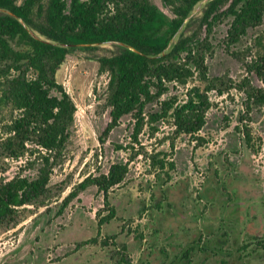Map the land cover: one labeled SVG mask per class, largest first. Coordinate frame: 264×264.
<instances>
[{
	"label": "rangeland",
	"instance_id": "rangeland-1",
	"mask_svg": "<svg viewBox=\"0 0 264 264\" xmlns=\"http://www.w3.org/2000/svg\"><path fill=\"white\" fill-rule=\"evenodd\" d=\"M149 1L168 17L173 16L161 0ZM208 1L195 6L188 20L192 23L186 22L180 32L190 34L197 29ZM229 22L224 19L214 27L205 62L210 77L227 75L238 83L246 72L233 53H246L254 38L264 33V22L249 29L239 43L228 46ZM204 29L201 37L205 36ZM116 52L113 44L74 47L56 72V81L76 106L74 126L50 176L46 206H25L18 211L17 225L0 228V264H114L115 251L123 244L128 248L125 254L130 264H167L176 249H185L199 237L200 243L205 238L209 242L201 250L195 249L194 261L200 264L203 258H211L237 264L236 254L244 252L241 246L264 238V107L254 108L241 124L243 95L235 90L221 96L210 92L212 107L198 134L205 140L201 147L189 137L179 136L170 152V122L157 123L153 137L145 127L140 144H131L130 116L101 143L99 138L109 122L105 106L108 75L98 74L97 60ZM250 80L252 85L262 86L255 76ZM192 85L198 82L190 81L187 87ZM184 92V88L170 85L163 98L177 95L183 99ZM156 109L154 105L146 110ZM244 126L250 130V144L243 137ZM129 147L147 154L171 153L166 158L175 164L174 170L168 171L170 178L164 174L166 170H153L145 154L129 161L133 155ZM120 163L128 164L127 177L110 192L118 214L111 231L118 238L116 245L109 242L102 247L103 236L95 235V215L103 208V199L95 187L80 193L61 214L57 212L64 197L85 177L106 174L112 164ZM15 175L33 178L35 171L25 167L24 159L0 162L1 178L9 180ZM235 198L240 204L233 205L236 212L230 213L225 202ZM93 237H98L99 243L77 247ZM253 248L261 260L264 252L255 245L248 251Z\"/></svg>",
	"mask_w": 264,
	"mask_h": 264
},
{
	"label": "trees",
	"instance_id": "trees-1",
	"mask_svg": "<svg viewBox=\"0 0 264 264\" xmlns=\"http://www.w3.org/2000/svg\"><path fill=\"white\" fill-rule=\"evenodd\" d=\"M161 1L172 17L149 0H0V162L24 159L25 167L35 171L33 178L0 177V228L17 225L18 211L25 206H46L50 176L68 144L76 113L73 100L55 75L74 47L113 44L117 48L113 55L97 60L98 74L108 75L105 106L109 122L99 138L101 143L130 116L131 144H140L145 127L153 137L157 123L170 122V152L179 136L201 147L205 140L198 134L212 107L210 92L221 96L235 90L243 95L241 124L254 108L264 107V33L254 38L246 53H233L246 72L238 83L227 75L210 77L205 62L214 27L229 19L226 42L236 45L249 29L263 24L264 0H209L197 29L190 34L180 30L203 0ZM203 27L205 36L201 37ZM251 76L262 86L252 85ZM190 81L198 85L187 87ZM170 85L184 88V98H163ZM154 105L157 109L147 112ZM242 134L250 144L247 126ZM129 148L133 150L129 161L145 154L153 170H166L170 178L168 171L175 164L166 158L171 153L147 154ZM127 174L128 164L120 163L112 164L106 174L88 175L64 197L57 213L95 187L103 199V208L95 215V235L103 236L102 247L109 242L116 245L118 236L111 230L118 214L110 192L125 182ZM98 237L83 240L77 247L97 244ZM250 247L246 244L240 249ZM258 247L264 249V238ZM127 249L124 244L116 249L114 264H130Z\"/></svg>",
	"mask_w": 264,
	"mask_h": 264
},
{
	"label": "flooded vegetation",
	"instance_id": "flooded-vegetation-1",
	"mask_svg": "<svg viewBox=\"0 0 264 264\" xmlns=\"http://www.w3.org/2000/svg\"><path fill=\"white\" fill-rule=\"evenodd\" d=\"M232 200L233 199H231V200L227 199L225 202L226 206L229 208L228 211L230 213L236 212V207H233V205L237 206L238 204H240V202L237 201L236 198L234 199L233 202H232ZM222 213H224V211ZM175 214H177V213H175ZM226 216H228V214ZM219 241H222L224 243L223 240H219ZM219 241H217V242L222 243ZM208 242H209V240H207L206 238L203 239L201 241V243H200V237L198 239H192L190 241V244H188V246L185 249H178V250L176 249L177 252L175 253L174 257H171V256L169 257L170 262L167 264H199L196 261H194L195 256L193 255L194 254L193 252L195 251V249H201L202 245L206 246L208 244ZM252 245L258 246V242L257 243L254 242ZM252 245H250V246H252ZM192 248H194V249H192ZM249 255H250V259H248V262H253V261L258 259V251L254 248L252 249V252L249 253ZM260 259H262V258H260ZM203 260H204V258L200 261V264H202ZM159 263L162 264L161 261H159ZM204 264H211V260H206V262Z\"/></svg>",
	"mask_w": 264,
	"mask_h": 264
},
{
	"label": "crops",
	"instance_id": "crops-1",
	"mask_svg": "<svg viewBox=\"0 0 264 264\" xmlns=\"http://www.w3.org/2000/svg\"><path fill=\"white\" fill-rule=\"evenodd\" d=\"M244 245H246V244H244ZM260 250H262L264 252V249H260ZM250 252H252V250L251 251L246 250L243 253L241 251L239 253V251H238V253L236 254V257L238 259L237 264H260V261L264 260V255L262 254L263 256H262L261 260L257 259L253 262H248V259H250V255H249ZM207 260H211V264H229L228 261H226L225 259H220L218 262L215 259L212 260L211 258H208ZM205 262H206V260H203L202 264H204Z\"/></svg>",
	"mask_w": 264,
	"mask_h": 264
}]
</instances>
